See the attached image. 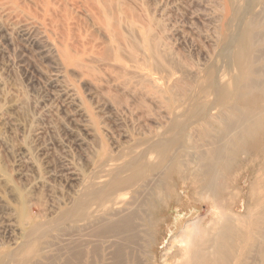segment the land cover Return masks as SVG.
<instances>
[{
    "label": "rangeland",
    "instance_id": "374dc122",
    "mask_svg": "<svg viewBox=\"0 0 264 264\" xmlns=\"http://www.w3.org/2000/svg\"><path fill=\"white\" fill-rule=\"evenodd\" d=\"M107 1L126 14L119 24L122 41L108 39L87 0H51L56 17L46 19L41 0H0V264H162V252L173 242L170 228L183 220L191 229V222L203 228L220 223L197 196L182 195V205L162 207L148 235L141 232L128 248L113 233L121 210L112 204L117 195L127 202L131 195L115 191L112 181L115 168L139 157L155 137L178 138L171 152L194 167L189 131L170 129L167 104L140 75L166 83L191 71L202 77L222 69L233 82L238 66L218 53L223 32H235L237 19L232 16L225 30L219 0ZM217 57H224L221 63ZM147 161H137L145 172ZM102 181L110 183L105 190ZM85 193L92 197L87 195L84 221L82 214L66 222Z\"/></svg>",
    "mask_w": 264,
    "mask_h": 264
},
{
    "label": "bare ground",
    "instance_id": "6f19581e",
    "mask_svg": "<svg viewBox=\"0 0 264 264\" xmlns=\"http://www.w3.org/2000/svg\"><path fill=\"white\" fill-rule=\"evenodd\" d=\"M87 1L97 13V21L108 39H124L119 29L120 22L126 20L123 9L119 5L114 7L107 0ZM219 1L227 18L225 26L223 25L225 30L231 24L232 16L237 19L235 32H223L222 51L218 53L238 66L233 82L227 81V73L223 74L222 69H219L220 73L216 70L218 68L216 71L210 68L208 72L204 70L207 74L203 75L205 81L200 84L199 81L204 77L193 71L175 78L168 77L166 83L159 82L150 75H140L141 80L148 82L155 94H159L162 102L167 104L166 110L172 117L170 129L189 131L188 140L193 142L194 149L191 165L194 167L188 168L181 160L183 155L171 152L178 138L171 140L155 137L152 141L149 140L147 150L144 152L143 149L144 153L130 161L131 163L116 166L114 178L111 177L115 191L124 192L129 189L131 195L129 202L121 200L117 195L112 204V207L115 205L116 209L121 210L115 214L113 233L117 238L124 239L123 244L128 248L135 246L141 232L148 235V227L152 226L155 215L162 207L182 205L184 196L187 199L192 194L197 196L214 212V217L220 216V223L215 221L204 228L202 223L191 222V229L184 220L183 224L177 225L176 230L170 228L173 242L162 252V264H230L233 259L235 264H244L248 260L254 264H264V0H255V5L253 1L247 0L245 6L240 4L243 0ZM41 5L44 19L52 18L56 9L51 7V0H41ZM254 9L259 11L254 13ZM248 14L251 15L250 18ZM60 30L62 31L61 28ZM58 40L60 43V38ZM120 50H116L115 58H120ZM227 67L224 68L230 69ZM190 78L193 81H188ZM231 87L234 93L231 92ZM150 153L151 158L148 157ZM156 153L159 154L155 155ZM160 155L165 157L158 163L160 159L157 160L156 156ZM142 157L148 160L146 166L149 170L146 172L145 166L137 163ZM128 171L130 174L127 177L121 176ZM108 184L110 185L102 181V189ZM100 191L101 188L96 189L92 196L99 195ZM87 195L90 196V193L74 204L73 213L66 222L76 220L78 216L81 218L82 214L84 221V211L88 208ZM127 197L129 196L125 198ZM149 211L152 220H148ZM191 220L193 221V217ZM201 229H204V234L197 238Z\"/></svg>",
    "mask_w": 264,
    "mask_h": 264
}]
</instances>
